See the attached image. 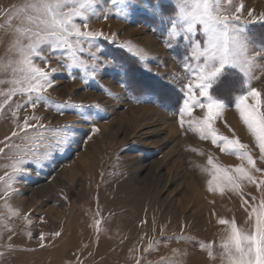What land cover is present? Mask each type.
<instances>
[{"label":"rangeland","instance_id":"1","mask_svg":"<svg viewBox=\"0 0 264 264\" xmlns=\"http://www.w3.org/2000/svg\"><path fill=\"white\" fill-rule=\"evenodd\" d=\"M24 2L0 0L2 62L17 59L9 49L21 26L19 8ZM240 5L236 24L250 38L249 54L255 56L257 45H264V0H232L228 11L233 13ZM94 7L89 29L102 31L103 37L92 49L96 60L87 50L81 58L96 65L95 78L78 68L71 72L65 68L64 49L53 51L42 45L48 62L33 57L35 63L55 69L50 71L52 86L43 93L48 104L41 102L33 109L28 97L18 94L0 112V148H4L0 176L10 173L8 165L16 158L6 144L24 143L19 136L12 141L5 138L19 131L17 125L25 118L35 124L31 117H38L53 145L51 130L65 125L75 130L70 147L53 149L42 166L29 163L26 174L13 185L8 203L18 216L11 217L3 206L0 185V216L7 223V228L0 225V264H221L220 245L228 226L218 221L234 219L242 230L253 231L250 213L264 198V186L245 182L240 192L209 191L214 172L209 157L225 168L242 161L189 127V121L204 116L198 106L192 116L184 115L181 126L184 85L192 81L197 66L189 49L194 41L203 47L206 37L199 26L191 33L180 30L179 36H169L168 23L153 9L170 17L174 0H143L131 11L113 0H97ZM257 65L249 83L264 93V59ZM11 79L10 69L0 72V80ZM11 87L0 84V93ZM244 88L245 77L238 69H228L214 84L212 94L229 105L214 127L220 135L238 137L248 146L256 167L264 170L259 148L234 107L235 96ZM4 99L0 95V103ZM243 164L248 167L246 161ZM252 175L257 181L264 179V172ZM149 244L153 247L145 251ZM202 245H211L216 258H210Z\"/></svg>","mask_w":264,"mask_h":264},{"label":"snow or ice","instance_id":"2","mask_svg":"<svg viewBox=\"0 0 264 264\" xmlns=\"http://www.w3.org/2000/svg\"><path fill=\"white\" fill-rule=\"evenodd\" d=\"M142 2L143 0H113V3H119L129 11ZM96 3L97 0H25L19 8L18 18L21 20V26L15 30L16 39L9 49L16 52L17 59H9L6 63L0 61V72H7L10 69L12 73L11 80H0V84L7 82L12 85L7 92L0 93L6 97L0 103V112L12 97L18 94L28 97V103L33 109L41 102L48 104L43 93L52 86L50 71L55 72V69L45 70L35 63L33 57H38L45 64L48 62L43 54L42 45H48L53 51L64 49L67 61L64 64L65 68L70 72L78 68L85 76L95 78L96 65H89L81 58V54L87 50V55L91 59H97L92 49L97 46L96 41L103 37V32L90 30L88 24L89 19L95 15ZM174 7L175 11L170 17H165L159 9H153L154 14L168 23L170 37L179 36L180 30L191 33L197 26L206 37L203 47L194 41L189 49L191 59L197 61V66L192 70V81L184 85L187 91L179 109L181 126L184 125V115L192 116L193 110L198 106L204 111V116L189 121V127L198 133L201 139L210 138L213 145L219 146L222 152L235 155L242 161L241 165L225 168L214 164L213 159L209 157L208 164L212 166L214 172L212 179L208 181V190L218 191L221 195L226 189L240 192L245 182L261 188L264 186V179L257 181L252 172L264 170L256 167V161L248 151V146L238 137L220 135L214 127L215 121L229 105L225 100L214 96L211 90L228 69H238L244 75L245 88L235 96L234 107L242 124L253 136L259 148L260 159L264 160V93L251 87L249 83L253 70L258 66L257 60L264 59V56L260 55L264 53V45H257L259 52L255 56L249 54L251 40L245 35V30L236 24L240 19L237 13L242 11L243 5L235 7V11L230 13L228 8L232 7V0H174ZM184 66L187 70L188 65ZM72 78L75 79L76 76L73 75ZM20 108V105L16 106L17 110ZM78 114L83 115L82 112ZM16 115L17 112L13 111V116ZM31 119L36 123L32 124L25 118L22 125H17L19 131H14L10 137L5 138L6 141H12L19 136L24 141L22 145L6 144L16 158L10 160L8 165L10 173L6 172L5 176H0L3 206L8 209L11 217L18 216L19 211L11 207L8 198L15 192L13 185L19 176L26 174V166L29 163L42 166L44 161L51 159L53 149H66L75 140V130L71 125H65L51 130L52 139L56 141L53 145L46 139L45 131L49 130L39 122V118L33 115ZM96 130L98 129H94ZM41 147L45 151H39ZM3 153L4 148H0V154ZM244 161L248 167L244 166ZM244 203L247 204V201ZM250 216L254 217V230L251 232L242 230L234 219L229 221L222 218L218 221L219 224L228 226V235L220 245L223 250L219 257L221 264H264V198L258 207L252 209ZM0 225L7 228L2 216ZM55 235L59 236L60 233ZM40 239H44L43 234ZM152 247L153 245L149 244L145 251ZM205 247L209 257L215 259L212 246L202 245V248ZM164 264L176 262L164 261Z\"/></svg>","mask_w":264,"mask_h":264},{"label":"trees","instance_id":"3","mask_svg":"<svg viewBox=\"0 0 264 264\" xmlns=\"http://www.w3.org/2000/svg\"><path fill=\"white\" fill-rule=\"evenodd\" d=\"M127 60H129V61H131V62H135V60H134V58H129V59H127ZM133 66L132 65H130V68H132ZM139 77V76H138Z\"/></svg>","mask_w":264,"mask_h":264}]
</instances>
